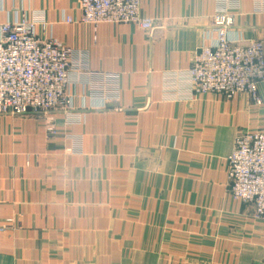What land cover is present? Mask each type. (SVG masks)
I'll return each mask as SVG.
<instances>
[{"label":"crops","instance_id":"1","mask_svg":"<svg viewBox=\"0 0 264 264\" xmlns=\"http://www.w3.org/2000/svg\"><path fill=\"white\" fill-rule=\"evenodd\" d=\"M223 11L264 40V0H141L153 31L83 23L79 0H0V25L43 17L118 98L94 109L84 82L71 114H0V264H264V221L227 174L237 135L264 130V80L257 105L196 93L188 71Z\"/></svg>","mask_w":264,"mask_h":264},{"label":"built area","instance_id":"2","mask_svg":"<svg viewBox=\"0 0 264 264\" xmlns=\"http://www.w3.org/2000/svg\"><path fill=\"white\" fill-rule=\"evenodd\" d=\"M79 6L81 21L94 27L102 23H134L148 31L156 28L152 18L142 15L141 0H79ZM65 19L73 21L71 17ZM233 23L226 11L214 17L216 37L194 54L188 70L192 89L227 98L248 94L260 105L264 40L244 42L240 34L231 32ZM48 31L49 23L43 17L33 21L15 18L0 25V114H50L59 109L71 114L74 96L68 88L84 82L92 90L91 97L98 101L92 108H106L108 102L116 101V96L108 94L117 89L115 85L99 86L94 81L98 75L88 67V53L47 36ZM113 79L111 76L107 80ZM47 131L50 135L56 133L51 123ZM78 151L68 149L70 153ZM227 163L233 198L251 204L253 217L264 221V130L238 134Z\"/></svg>","mask_w":264,"mask_h":264},{"label":"rangeland","instance_id":"3","mask_svg":"<svg viewBox=\"0 0 264 264\" xmlns=\"http://www.w3.org/2000/svg\"><path fill=\"white\" fill-rule=\"evenodd\" d=\"M262 99V98H261ZM74 109H75V107H74ZM58 111H62V112H64L63 110H61V109H59ZM56 130V129H55Z\"/></svg>","mask_w":264,"mask_h":264}]
</instances>
